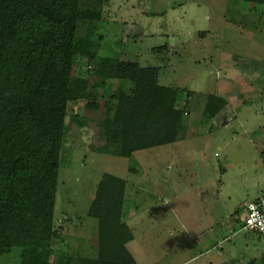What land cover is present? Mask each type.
I'll list each match as a JSON object with an SVG mask.
<instances>
[{
    "label": "rangeland",
    "instance_id": "rangeland-1",
    "mask_svg": "<svg viewBox=\"0 0 264 264\" xmlns=\"http://www.w3.org/2000/svg\"><path fill=\"white\" fill-rule=\"evenodd\" d=\"M80 3L84 10L99 11L101 19L77 20L74 37L87 40L95 55L90 58L75 56L70 75L88 80L89 91L96 95L97 106H86L87 102H92L90 99L68 102L66 106L54 208V229L58 237L51 241L52 260L59 255L88 257L82 254L81 245L73 239L74 232L82 234L72 223L74 211L77 212L74 205L86 209L93 196L87 197L89 189L96 186L100 171L121 178L133 176L126 165H138L140 159L147 165V154L155 151L174 149L175 154L168 155L169 158L166 155L159 156L156 161L151 158L154 162L150 161L147 167L160 174L159 180L167 177L161 181H169L171 190H182L177 200L186 211L181 214L188 217L192 212L203 211L211 205L209 199L218 189V207L213 208L215 214L220 216L235 209V214L233 211L231 214L242 222L245 204L264 192V81L259 83V78L264 75V0L256 3L236 0H81ZM109 55L137 62L140 66H157L160 86L183 91L176 101L177 107H185L186 111L177 137L181 142L157 147L154 151L140 150L131 158L119 156L115 145L120 143L121 136L113 128L117 124L118 107L122 95L134 96L136 92L132 82L101 81L96 73L98 58ZM217 63L225 68L229 64L239 65L247 73L253 70L255 82L247 80L256 91L246 90L247 85L241 84L245 79L243 76L237 77L233 84ZM67 68L64 67L65 73ZM214 86L233 92V96L237 94L232 90L237 93L242 90L244 100L246 95L253 94L251 103L236 105L234 116L225 115V110L221 112L214 122L218 128L210 127L211 123L204 125L200 112L203 100L200 101L199 96ZM260 94L261 99L258 98ZM233 102L238 103L239 98ZM229 118L228 126L224 127L223 123ZM178 173L184 178L178 179ZM217 180H221V184ZM139 181L145 182L144 179ZM199 189L205 191L201 194ZM146 190L152 191L151 188ZM141 193L140 197H146ZM161 198L163 202L166 199L159 194L153 199L155 202H145L144 209L148 207L149 211L145 210L144 222L139 231L135 230V237L141 244L148 237L157 236L156 252H152L154 258L150 259L149 250H146L145 256L137 259L139 264L151 261L156 264V255L160 258L157 264H179L184 259V242L180 241L186 236L188 226L186 222H178L176 216L167 223L171 227L164 222L161 226L155 223L161 219L162 212L167 218L168 208L161 205ZM174 201L167 206L174 205ZM222 227L223 224L216 230L222 233ZM254 237L264 260V244L256 235ZM158 241L166 242L170 252L160 251L156 246ZM194 253L198 254L196 249L189 255ZM19 254L20 249L15 247L8 255L0 256V264H20ZM205 262V258L200 257L187 264Z\"/></svg>",
    "mask_w": 264,
    "mask_h": 264
},
{
    "label": "trees",
    "instance_id": "trees-1",
    "mask_svg": "<svg viewBox=\"0 0 264 264\" xmlns=\"http://www.w3.org/2000/svg\"><path fill=\"white\" fill-rule=\"evenodd\" d=\"M80 1L0 0V256L19 248L20 264H115L117 247L132 239L121 222L125 182L105 173L88 210L98 221V255L51 258V241L58 237L54 208L66 106L85 99L92 101L86 106H97L88 80L70 75L75 56L95 55L87 40L74 37L77 20L101 19L99 11L82 9ZM96 73L103 83L134 84L136 95L121 96L113 126L121 136L120 156L177 139L186 114L176 105L183 91L160 86L157 66L109 55L98 58ZM224 102L208 96L205 124Z\"/></svg>",
    "mask_w": 264,
    "mask_h": 264
},
{
    "label": "crops",
    "instance_id": "crops-1",
    "mask_svg": "<svg viewBox=\"0 0 264 264\" xmlns=\"http://www.w3.org/2000/svg\"><path fill=\"white\" fill-rule=\"evenodd\" d=\"M260 66L263 68L262 65ZM217 67L223 71V74L226 73L228 75V78L233 82V84L236 83L237 77L243 76L245 79H243L244 82H242L241 84L247 85L246 90L247 91L249 90V92L250 91L252 92L254 90L256 91L255 87H251V85L249 84V82L250 83L255 82L252 73L253 70L250 73H247L246 71H243L241 68H239V65L235 66L229 64V66L225 68V67H221L220 63H217ZM247 79H249V82ZM263 81H264V75L259 78V83L261 84L263 83ZM229 84L232 85L231 83ZM233 87L236 86L233 85ZM238 88L240 87L238 86ZM232 91H234L237 95L233 96V92L229 93L230 91L228 92L222 89L218 90V87L214 86V89L209 90L207 93L201 94V96H199L200 101L201 99L203 100L202 110L200 111L201 113H203L206 100L210 94L222 97L225 100L221 111L209 123H207V126L211 123L210 127L218 128L217 126L214 125V122L215 119H217L216 117L220 115L221 112L225 110L226 112L225 115L234 116V112H236L237 106L251 103L253 99V94L249 96L246 95V100H244V97L242 96L243 94H241L242 90L240 93H237L235 90ZM236 98H239V102L235 104L233 102V99ZM258 98L261 99L262 94H260ZM230 119L231 118L227 119V122L223 123L224 127L228 126ZM178 141H180L179 138H177L174 142L151 147L148 149H143V150H150V149L153 150L157 147L177 145ZM118 144L119 142L115 145L116 148L118 147ZM173 150L174 149L171 150L170 148V150H167L166 152L162 151L159 153V151H155L151 155L147 154V158L145 159V160H149L147 165L143 163L144 162L143 159H140L141 163H138V165H126L127 171L128 172L130 171L133 174V176L130 177L121 178L118 175H114L107 171H100L99 181L102 175L107 173L116 178L122 179L125 182L121 222H123L131 231L132 239L117 247L115 253V264H139L137 259L141 258V255H144L145 254L144 252L146 250H149L148 253L149 258L150 259L154 258V256L152 257V252H156L155 237L157 236L153 238L148 237V240L144 241V244H141L137 241L135 237L136 236L135 230L139 231L141 224L144 222V218L147 213L145 212V210H148V207L144 209L145 202L152 201L154 198L156 199V196L159 194H162L166 197V199H164L165 200L164 202L163 199L161 198V205L168 208V210L166 211L167 218L165 214L163 216V212H162L160 213L161 219L158 220L154 219L155 223L161 226L163 222L167 224L168 221L171 220L172 216H176L177 218L175 217L174 218L178 222L181 221L186 222L185 225L188 226L187 232H185L186 236H184L183 239H181L180 241V242H184L185 253L182 251V254L184 255V259H182L181 260L182 262L179 264H187L193 258H200V257L205 258L206 262L204 264H249L252 261H254V264H263L264 263V260L262 259L263 255H261L260 253L261 249L258 246L259 243L254 237L255 234H252L242 229V222H239L237 218L234 216L236 212L235 209L226 211L224 212L223 215L220 216L218 213L215 214L216 211L214 209L218 207V205L216 204L219 202L218 189H216L215 195L212 194L211 199H209V201H211V205L207 206L205 209H203V211L199 213L198 211L195 213L192 212L188 217L185 214H181L186 211L184 206L180 204L181 201L177 200L179 196L182 194V190L180 188H178V190L177 189L171 190V188H169V184H170L169 181L166 180L161 181L163 179H166L167 177H164L163 179L159 180L160 174L158 175L154 171L149 170L147 167L150 164L151 158H153L155 161L159 156L165 157L166 155L167 158H169L168 155L172 156L175 154ZM136 152L137 151L133 152L131 156L126 158H131L133 154ZM177 175H178V179L184 178L180 173H178ZM140 179H144L145 181L144 184H142V182L139 181ZM98 182L96 183V186L94 188H92L91 190L89 189V195H87V197L90 195L93 196L90 199L91 202L89 203V205H87L86 209L84 207L76 206V204L75 205L73 204L77 212L74 211L73 215L75 216V219L72 221V223L76 227L75 229L79 228L81 229L82 232V234L80 235L75 234L74 232L73 239L76 244H78L79 246L81 245V249H82L81 252L84 256H88L87 258H95L98 255V248H99L98 230H97L98 221L96 218L88 214L89 207L97 191ZM217 182L221 184V180H217ZM148 188H151L152 191L146 190ZM197 191H200L202 194V192L205 190L199 189ZM141 192H143V194H146V197H140L142 195ZM154 192L157 194L156 196L153 194ZM208 193L209 192H207V194ZM172 201H174V205L167 206V204H170ZM153 202L155 201L153 200ZM231 211H233L234 214H231ZM180 216L185 218L184 219L185 221L181 219ZM77 223L78 225L76 226ZM222 224H223V227L221 229L222 233H220L219 230H216V228L218 226H221ZM167 225L170 226L169 224ZM70 226H72V224ZM79 237L82 238H80L79 240ZM158 242L159 245L156 246L160 251H163L164 253L170 252V246H168L166 242L163 241H158ZM195 249L198 252V254L194 253L193 254L194 257L192 255L190 256L189 252ZM156 258H157V263H160L159 260L160 258L157 255ZM149 264H153V262L151 261V263L149 262Z\"/></svg>",
    "mask_w": 264,
    "mask_h": 264
},
{
    "label": "built area",
    "instance_id": "built-area-1",
    "mask_svg": "<svg viewBox=\"0 0 264 264\" xmlns=\"http://www.w3.org/2000/svg\"><path fill=\"white\" fill-rule=\"evenodd\" d=\"M244 209L242 229L258 235L264 244V192L248 201Z\"/></svg>",
    "mask_w": 264,
    "mask_h": 264
}]
</instances>
